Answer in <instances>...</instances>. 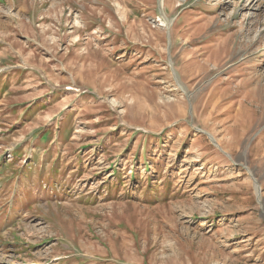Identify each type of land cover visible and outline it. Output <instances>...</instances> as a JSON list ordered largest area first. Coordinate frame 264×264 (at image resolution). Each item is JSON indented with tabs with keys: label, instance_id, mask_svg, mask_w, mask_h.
<instances>
[{
	"label": "rangeland",
	"instance_id": "obj_1",
	"mask_svg": "<svg viewBox=\"0 0 264 264\" xmlns=\"http://www.w3.org/2000/svg\"><path fill=\"white\" fill-rule=\"evenodd\" d=\"M1 163L0 264H264V0H0Z\"/></svg>",
	"mask_w": 264,
	"mask_h": 264
}]
</instances>
